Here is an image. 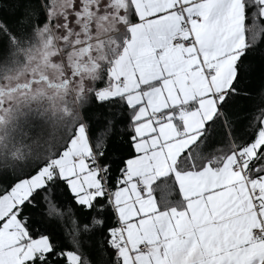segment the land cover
<instances>
[{
    "label": "snow or ice",
    "instance_id": "1",
    "mask_svg": "<svg viewBox=\"0 0 264 264\" xmlns=\"http://www.w3.org/2000/svg\"><path fill=\"white\" fill-rule=\"evenodd\" d=\"M0 264H264V0H0Z\"/></svg>",
    "mask_w": 264,
    "mask_h": 264
}]
</instances>
